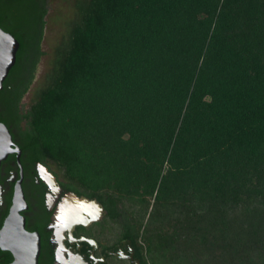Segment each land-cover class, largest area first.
Wrapping results in <instances>:
<instances>
[{
	"label": "trees",
	"instance_id": "1",
	"mask_svg": "<svg viewBox=\"0 0 264 264\" xmlns=\"http://www.w3.org/2000/svg\"><path fill=\"white\" fill-rule=\"evenodd\" d=\"M75 5L50 82L24 109L47 0H0L20 43L0 121L145 262L264 264V0Z\"/></svg>",
	"mask_w": 264,
	"mask_h": 264
},
{
	"label": "flooded vegetation",
	"instance_id": "2",
	"mask_svg": "<svg viewBox=\"0 0 264 264\" xmlns=\"http://www.w3.org/2000/svg\"><path fill=\"white\" fill-rule=\"evenodd\" d=\"M6 31V30H5ZM19 48L15 62L3 81L4 87L13 91L18 80L16 71L19 64ZM11 93V92H10ZM21 100V107L27 109ZM3 122V121H0ZM25 121H22L23 126ZM4 123V122H3ZM7 126V125H6ZM12 145L10 151L0 161V264H11L14 254L5 248L1 238L4 221L9 214L15 184L20 180L27 207L20 213L25 219L26 230L40 236V253L37 264H71L72 261L88 264H150L139 255L130 240L121 238L118 233L110 240L109 224L100 223L106 216L87 224H77L71 233L60 229L54 215L66 192L61 175L53 168L54 163L35 159L28 146L23 145L14 127L7 126ZM49 175L55 184L49 185Z\"/></svg>",
	"mask_w": 264,
	"mask_h": 264
},
{
	"label": "water",
	"instance_id": "3",
	"mask_svg": "<svg viewBox=\"0 0 264 264\" xmlns=\"http://www.w3.org/2000/svg\"><path fill=\"white\" fill-rule=\"evenodd\" d=\"M18 39L10 32L0 27V89L10 68L15 62L16 51L19 48ZM12 137L5 123L0 122V161L10 151ZM47 180L54 185L52 175ZM27 207L20 180L15 184L14 195L8 216L2 228V240L5 248L12 251L14 260L11 264H37L40 253V236L25 228V219L21 211ZM103 208L96 199L79 196L72 191L65 193L54 215V221L60 229L70 233L77 224H87L102 217ZM1 231V232H2ZM88 264V263H78Z\"/></svg>",
	"mask_w": 264,
	"mask_h": 264
},
{
	"label": "rangeland",
	"instance_id": "4",
	"mask_svg": "<svg viewBox=\"0 0 264 264\" xmlns=\"http://www.w3.org/2000/svg\"><path fill=\"white\" fill-rule=\"evenodd\" d=\"M76 0H47V13L41 42L42 56L37 65L35 77L24 95L26 107L36 99L38 91L50 82L56 49L63 47L68 39L70 26L79 18ZM57 171V167H53ZM146 218V217H145ZM108 237L114 240L120 232L116 223L109 224Z\"/></svg>",
	"mask_w": 264,
	"mask_h": 264
},
{
	"label": "bare ground",
	"instance_id": "5",
	"mask_svg": "<svg viewBox=\"0 0 264 264\" xmlns=\"http://www.w3.org/2000/svg\"><path fill=\"white\" fill-rule=\"evenodd\" d=\"M3 231L1 232V238H2ZM79 262L72 261L71 264H78Z\"/></svg>",
	"mask_w": 264,
	"mask_h": 264
}]
</instances>
